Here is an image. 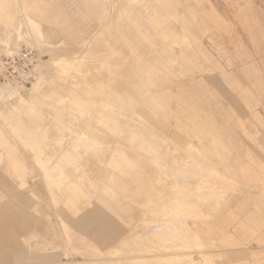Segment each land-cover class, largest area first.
I'll return each instance as SVG.
<instances>
[{
	"label": "rangeland",
	"instance_id": "374dc122",
	"mask_svg": "<svg viewBox=\"0 0 264 264\" xmlns=\"http://www.w3.org/2000/svg\"><path fill=\"white\" fill-rule=\"evenodd\" d=\"M22 1L0 0V65L31 50L43 75L0 86V264H264L237 203L260 168L264 206V70L179 0Z\"/></svg>",
	"mask_w": 264,
	"mask_h": 264
},
{
	"label": "crops",
	"instance_id": "0c3cea01",
	"mask_svg": "<svg viewBox=\"0 0 264 264\" xmlns=\"http://www.w3.org/2000/svg\"><path fill=\"white\" fill-rule=\"evenodd\" d=\"M179 1L183 7L184 16L191 22L193 18H196L206 23L211 33L225 46V50L238 68L253 67L264 70V0ZM26 5H28L27 0H23L19 6L23 14L27 13ZM26 16L30 18L28 13ZM60 65L61 68L64 67L63 64ZM42 75L43 70L39 76L42 77ZM40 83L39 80L33 84L29 96L37 92ZM8 101L21 109L31 110L32 102L35 100H28L19 94L13 98L9 97ZM254 117H262V115L259 113ZM254 132L259 133L258 130ZM253 148H261V146ZM61 156L62 160L66 157L63 154ZM255 160L258 161V158L255 157ZM257 165L260 164L257 163ZM260 172V168H255L248 179L239 181L238 210L246 229L256 230L259 224H264Z\"/></svg>",
	"mask_w": 264,
	"mask_h": 264
},
{
	"label": "built area",
	"instance_id": "2783aa9c",
	"mask_svg": "<svg viewBox=\"0 0 264 264\" xmlns=\"http://www.w3.org/2000/svg\"><path fill=\"white\" fill-rule=\"evenodd\" d=\"M37 66L38 57L31 50H23L3 59L0 67V86L11 85L18 90H27Z\"/></svg>",
	"mask_w": 264,
	"mask_h": 264
},
{
	"label": "bare ground",
	"instance_id": "6f19581e",
	"mask_svg": "<svg viewBox=\"0 0 264 264\" xmlns=\"http://www.w3.org/2000/svg\"><path fill=\"white\" fill-rule=\"evenodd\" d=\"M20 13L22 14V15H24L23 14V12L20 10ZM29 30V29H28ZM32 31H34V30H32ZM47 37V36H46ZM45 38V37H44ZM34 40V39H33ZM11 49V48H10ZM19 50V49H18ZM19 53V52H18ZM18 53H16V54H18ZM3 54H5V53H3ZM15 54V55H16ZM13 55V54H12ZM163 56V55H162ZM160 58V57H159ZM62 62H64V61H62ZM203 62V61H202ZM39 63H40V61H39V58H38V66L36 67V70H35V75H33V77H32V79L34 80L35 79V77H36V73L38 74V76L40 75V73H41V71H42V68H40V66H39ZM58 63V62H57ZM49 64V63H48ZM51 65V64H50ZM177 65V64H176ZM205 66V65H204ZM0 67H1V65H0ZM47 67V66H46ZM172 67V66H171ZM61 71V70H60ZM62 72H63V70H62ZM49 76V75H48ZM32 80V81H33ZM79 83V82H78ZM36 85V84H35ZM113 86V85H112ZM36 87V86H35ZM120 87V86H119ZM118 87V88H119ZM123 87V86H122ZM170 87V86H169ZM7 89V88H6ZM1 90V89H0ZM10 90H11V88H10ZM13 90V89H12ZM163 91V90H162ZM6 92H7V90H6ZM10 92V91H9ZM9 92H7V94L9 93ZM128 92V91H127ZM1 94V93H0ZM1 96V95H0ZM4 95H2V97H3ZM8 97V96H7ZM6 97V98H7ZM130 97V96H129ZM2 99V98H1ZM8 99V98H7ZM91 99V98H90ZM97 99V98H96ZM99 99V98H98ZM88 100V99H87ZM137 103V102H136ZM70 104V103H69ZM135 104V103H134ZM4 105V104H3ZM5 109V108H4ZM76 109V108H75ZM105 115V114H104ZM110 117V116H109ZM143 118V117H142ZM155 118V117H154ZM111 120V119H110ZM125 120V119H124ZM146 121V120H145ZM91 122V121H90ZM118 126V125H117ZM80 128H81V126H80ZM85 129V128H84ZM99 129V128H98ZM107 129V128H106ZM118 129V128H117ZM75 130V129H74ZM79 130V129H78ZM89 130V129H88ZM84 131V130H83ZM96 131V130H95ZM77 132V131H76ZM97 132H100V131H97ZM133 132V131H132ZM78 133V132H77ZM135 133V132H134ZM89 134V133H88ZM87 134V135H88ZM101 134V133H100ZM103 134V133H102ZM110 135V134H109ZM108 135V136H109ZM85 136V135H84ZM164 136V135H163ZM99 138V137H98ZM97 138V139H98ZM76 139H77V137H76ZM104 139V138H103ZM73 140V139H72ZM75 141V140H74ZM83 141V140H82ZM107 141H108V139H107ZM87 142V141H86ZM106 143V142H105ZM109 143V142H108ZM87 144V143H86ZM81 145V144H80ZM85 145V144H84ZM105 146V145H104ZM69 147V146H68ZM82 147V146H81ZM106 147V146H105ZM101 148V147H100ZM69 149H71L70 147H69ZM81 149V148H80ZM84 149V148H83ZM87 149V148H86ZM95 149V148H94ZM102 149V148H101ZM180 149V148H179ZM96 150H97V148H96ZM83 151V150H82ZM71 152V151H70ZM108 152V151H107ZM110 152V151H109ZM16 153V152H15ZM76 153V152H75ZM83 153V152H82ZM87 153V152H86ZM96 153H98V151L96 152ZM187 153V152H186ZM189 153V152H188ZM13 155H14V153H12ZM80 154V153H79ZM100 154H102V153H100ZM108 154V153H107ZM89 155V154H88ZM189 155V154H188ZM223 155V154H222ZM98 156H100V155H98ZM152 156V155H151ZM108 157V156H107ZM106 157V158H107ZM190 157H191V155H190ZM223 157V156H222ZM80 158V157H79ZM83 158V157H82ZM153 158V157H152ZM225 158V157H224ZM156 159V158H155ZM195 159H196V157H195ZM88 160H90V159H88ZM194 160V159H193ZM76 161V160H75ZM82 161H83V159H82ZM96 161H97V159H96ZM195 161V160H194ZM85 162V161H84ZM83 162V163H84ZM86 163V162H85ZM153 163V162H152ZM173 165H175V164H173ZM81 166V165H80ZM80 166H79V168H80ZM78 167V166H77ZM76 167V168H77ZM82 168V167H81ZM84 169V168H83ZM188 169V168H187ZM205 170V169H204ZM93 171V170H92ZM182 171V170H181ZM188 171V170H187ZM165 173V172H164ZM198 173V172H197ZM76 175V174H75ZM186 175V174H185ZM192 175H193V172H192ZM196 175V174H195ZM198 175V174H197ZM202 175H204V174H202ZM194 176V175H193ZM74 178V177H73ZM160 181H161V179H160ZM77 183V182H76ZM161 184V183H160ZM206 184V183H205ZM30 187V186H29ZM160 191V190H159ZM162 195V194H161ZM8 197V196H7ZM82 200V199H81ZM178 200V199H177ZM158 203V202H157ZM164 203V202H163ZM194 203V202H193ZM176 204V203H175ZM189 204V203H188ZM191 206V205H190ZM193 206V205H192ZM162 206H160V208H161ZM165 207V206H164ZM176 207V206H175ZM186 207V206H185ZM163 208V207H162ZM188 208V207H187ZM194 210H195V208H194ZM37 211V210H36ZM160 211V210H159ZM185 211V210H184ZM188 211V210H187ZM193 212V211H192ZM195 212V211H194ZM193 212V213H194ZM41 216V215H40ZM189 216V215H188ZM191 216V215H190ZM189 216V217H190ZM42 217V216H41ZM159 219H160V217H159ZM167 219V218H166ZM170 219V218H169ZM174 219V218H173ZM188 219V218H187ZM162 221H165V220H162ZM180 221V220H179ZM159 224V223H158ZM177 224V223H176ZM140 225V224H139ZM162 225V224H161ZM175 225V224H174ZM159 226H160V224H159ZM177 226V225H176ZM168 227V226H167ZM173 227V226H172ZM20 228V227H19ZM33 228V227H32ZM32 228H30V229H32ZM34 228H35V226H34ZM18 229V228H17ZM169 229V228H168ZM171 229V228H170ZM176 229V228H175ZM177 229H178V227H177ZM21 230V229H20ZM162 230V229H161ZM161 230H159V231H161ZM166 230V229H165ZM164 229H163V232L165 231ZM18 231V230H17ZM154 231V230H153ZM168 231V230H167ZM170 231V230H169ZM175 231V230H174ZM177 231H179V230H177ZM23 233V232H22ZM32 233V232H31ZM36 233V232H35ZM168 233V232H167ZM12 234V233H11ZM153 234V233H152ZM157 233H156V231H155V235H156ZM160 234H162V233H160ZM173 234V233H172ZM182 234H183V232H182ZM13 235V234H12ZM21 235V234H20ZM132 235V234H131ZM159 235V234H158ZM157 235V236H158ZM187 235V234H186ZM1 236V235H0ZM15 236V235H14ZM26 236V235H25ZM179 236V235H178ZM35 237V236H34ZM41 237V236H40ZM160 237V236H159ZM165 237H167V236H165ZM172 237V236H171ZM171 237H170V239L169 240H172L171 239ZM186 237V236H185ZM21 238H23V237H21ZM43 238V237H42ZM154 238V237H153ZM161 238V237H160ZM159 238V239H160ZM173 238V237H172ZM140 239V238H139ZM168 239V238H167ZM174 239V238H173ZM180 239V238H179ZM40 240V239H39ZM144 240V239H143ZM163 240V239H162ZM177 240V239H176ZM192 240V239H191ZM136 241V240H135ZM155 242H156V239L154 240ZM159 241V240H158ZM164 241V240H163ZM195 241H197V240H195ZM9 242V239H8V241H6V243H8ZM39 243H40V241H38ZM37 242V243H38ZM47 242V241H46ZM137 242V241H136ZM164 242H166V241H164ZM199 242H201L200 240H199ZM45 243V242H44ZM32 244V243H31ZM35 244V247L37 246L36 245V243H34ZM49 244V243H48ZM165 244V243H164ZM190 244H192V243H190ZM194 244V243H193ZM199 244V243H198ZM8 245V244H7ZM6 245V247L8 248V246ZM15 245V244H14ZM33 245V244H32ZM31 245V247L34 249V246H32ZM157 245V247H158V244H156ZM155 245V246H156ZM195 245V244H194ZM200 245V244H199ZM47 246V245H46ZM142 246H144V245H142ZM167 246H169V245H167ZM166 246V247H167ZM172 246H173V244H172ZM186 246V245H185ZM197 246V245H196ZM201 246V245H200ZM10 248H12V245L11 246H9ZM14 247V246H13ZM27 247V246H26ZM48 247V246H47ZM129 247H131V246H128V248ZM146 247V246H145ZM165 247V246H164ZM170 247V246H169ZM9 248V249H10ZM39 248L41 249V247L39 246ZM38 248V249H39ZM44 248V247H43ZM141 247H139V249H140ZM176 248V250L177 249H179V248H181V246H179V245H176V246H174V249ZM14 248H12L11 250H13ZM29 249V248H28ZM32 249V250H33ZM146 249V248H145ZM165 249V248H164ZM10 250V251H11ZM42 250V249H41ZM49 250V249H48ZM47 250V251H48ZM54 250V249H53ZM125 250V249H124ZM129 250V249H128ZM149 250V249H148ZM16 251V250H15ZM127 251V250H126ZM141 251V250H140ZM155 251H156V249H155ZM155 251H154V253H155ZM7 252V251H6ZM34 252V251H33ZM36 252H37V249H36ZM125 252V251H124ZM129 252H131V251H129ZM136 252H138L137 250H136ZM151 252H152V250H151ZM151 252H149V253H151ZM161 252V251H160ZM8 253V252H7ZM13 253H15V252H13ZM35 253V252H34ZM157 253V252H156ZM12 254V253H11ZM10 254V255H11ZM69 254V253H68ZM159 254H161L162 255V253H159ZM164 254V253H163ZM191 254V253H190ZM13 255V254H12ZM189 255V254H188ZM27 256V255H26ZM25 256V257H26ZM178 256V255H177ZM184 256H187L186 254L184 255ZM191 256V255H190ZM12 257V256H11ZM20 257V256H19ZM133 257V256H132ZM138 257V256H137ZM183 257V256H182ZM202 257V256H201ZM40 258V257H39ZM188 259V258H187ZM38 260V259H37ZM130 260V259H129ZM194 260L195 259H193V261L191 262V263H193L194 262ZM5 261V260H4ZM2 262H3V260H2ZM2 262H0V263H2ZM99 262H100V260H99ZM184 262V261H183ZM15 264H18V262H14ZM90 264V262H69V264ZM101 263V262H100ZM203 263V262H202ZM109 264H111V263H109ZM190 264V263H189ZM193 264H198L197 263V261H196V263H193Z\"/></svg>",
	"mask_w": 264,
	"mask_h": 264
}]
</instances>
